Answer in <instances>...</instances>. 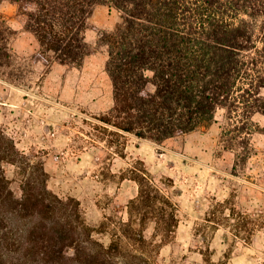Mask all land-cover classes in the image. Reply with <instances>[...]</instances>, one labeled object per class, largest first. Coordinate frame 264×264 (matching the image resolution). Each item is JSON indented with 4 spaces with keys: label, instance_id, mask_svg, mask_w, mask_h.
Returning <instances> with one entry per match:
<instances>
[{
    "label": "rangeland",
    "instance_id": "1",
    "mask_svg": "<svg viewBox=\"0 0 264 264\" xmlns=\"http://www.w3.org/2000/svg\"><path fill=\"white\" fill-rule=\"evenodd\" d=\"M16 11L15 4L0 2L12 31L11 60L0 61V130L19 153V166L3 167L16 197L30 167H43L48 189L79 203L94 241L81 245L83 253L96 252V242L114 245V263L264 264V135L253 131L252 154L238 165L222 136L224 109L211 126L161 144L113 134L97 119L110 113L113 98L107 53L96 45L98 32L115 28L120 12L95 8L85 37L97 48L71 66L43 54ZM252 121L264 125L260 113ZM140 188L162 198L142 199Z\"/></svg>",
    "mask_w": 264,
    "mask_h": 264
},
{
    "label": "trees",
    "instance_id": "2",
    "mask_svg": "<svg viewBox=\"0 0 264 264\" xmlns=\"http://www.w3.org/2000/svg\"><path fill=\"white\" fill-rule=\"evenodd\" d=\"M6 1L17 6V19L41 52L60 65L80 66L105 48L113 107L97 119L113 134L161 144L211 126L224 109L222 136L238 165L252 154L253 131L264 135V125L252 121L257 113L264 117V0ZM98 6L115 8L120 22L99 31L93 47L85 32ZM10 33L0 16L3 65L12 57ZM18 157L13 139L0 130V264H119L109 258L114 245L96 242V252L83 253L81 245L94 241L79 203L52 193L43 167H30L16 197L3 163L19 166ZM143 197L162 198L140 188Z\"/></svg>",
    "mask_w": 264,
    "mask_h": 264
}]
</instances>
